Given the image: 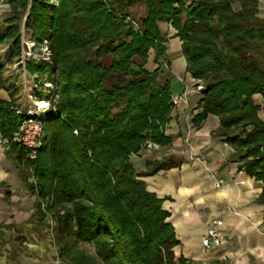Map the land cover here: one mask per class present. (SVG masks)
Masks as SVG:
<instances>
[{"label": "trees", "instance_id": "trees-1", "mask_svg": "<svg viewBox=\"0 0 264 264\" xmlns=\"http://www.w3.org/2000/svg\"><path fill=\"white\" fill-rule=\"evenodd\" d=\"M8 4L11 12L4 21L7 32L0 31V44L17 34L21 14L28 9L24 26L34 41L45 40L49 50L48 61L25 62L28 75L35 73L49 86L46 97L43 88L33 91L36 99L49 103L35 157L15 144L5 150L26 192L34 196V208L48 197L53 204H70L64 225L95 246L106 237L101 240L106 252H100L106 263L201 264L175 257L179 241L167 221L168 212L142 179L171 162H149L137 171L130 161L145 150L147 140L156 145L171 141L165 133L174 106L169 73L160 83V67L145 68L150 49L155 60L166 56L160 22L175 30L185 71L203 84L192 123L217 116L213 134L232 147L238 168L261 182L257 202L264 205V120L253 100L257 93L264 98V0ZM139 4L145 13L134 28L128 14ZM9 43L4 56L13 63L19 54L18 37ZM105 54L111 55L108 65L97 60ZM117 74L127 79L104 85ZM25 114L0 97V136L8 139Z\"/></svg>", "mask_w": 264, "mask_h": 264}, {"label": "crops", "instance_id": "crops-1", "mask_svg": "<svg viewBox=\"0 0 264 264\" xmlns=\"http://www.w3.org/2000/svg\"><path fill=\"white\" fill-rule=\"evenodd\" d=\"M166 25L175 34L172 26ZM183 64L185 70L184 58ZM167 70L169 74L180 70V60L168 61ZM185 76L181 73L179 77L184 88L177 95L182 100L173 106L165 127L170 143L153 144L151 149L131 156L130 161L137 171L145 170L149 162H171L168 168L142 179L146 189L162 199L161 207L168 212L167 221L179 241L173 248L176 258L182 255L201 264H264V205L257 202L262 184L238 168L232 147L213 134L219 124L217 116L207 115L199 125L192 123L199 112V94L186 71ZM253 100L264 120V98L257 93ZM211 175L222 180L218 188ZM0 183L14 194L28 195L1 144ZM212 218H221L225 242L203 249L201 236Z\"/></svg>", "mask_w": 264, "mask_h": 264}, {"label": "rangeland", "instance_id": "rangeland-1", "mask_svg": "<svg viewBox=\"0 0 264 264\" xmlns=\"http://www.w3.org/2000/svg\"><path fill=\"white\" fill-rule=\"evenodd\" d=\"M50 1L55 2V0ZM9 8L8 0L0 1V31L3 32H7L4 21L10 15ZM27 11L28 9L21 14L17 34H12L7 42L0 44L2 65L0 83L3 84L0 97L13 101L21 111L33 109L38 104L36 101H43L45 105L40 103L39 106L44 107L38 110L41 115L47 110L49 103L45 98L36 99L33 91L43 88L42 97H46L48 92L46 88L49 86L43 84V79L36 77L35 73L29 76L25 62L28 60L46 62L49 58V50L45 40L40 43L34 41L31 37L32 32L24 26ZM144 13L145 8L141 4L130 9L128 20L130 19L134 28L139 26ZM260 15L264 16V13L261 12ZM159 28L166 39V56L161 55L155 60V52L150 49L145 68L152 71L158 65L160 72L157 80L161 83L168 76L167 61L180 60V70H173L169 74L171 94L177 95L182 93L184 88L179 78L181 73L186 77L183 56L177 37L166 23L160 22ZM168 30L171 34L167 32ZM14 36L19 40V54L13 57L11 63L5 58L4 53ZM110 57V54H105L97 60L108 65ZM92 60L95 58L92 57ZM48 77L49 75H45L44 78ZM121 79L127 78L120 74L114 75L104 85L109 86ZM187 84L190 86L191 82L187 81ZM46 142H49V137ZM14 193L0 183V264H114L106 263L100 255V252L102 254L106 252V243L101 241L108 240L106 237H101L99 245L95 246L93 242L79 240L73 233V228L64 225L67 210L71 208L70 204H53V199L48 197L39 200V205L34 208L32 206L34 196Z\"/></svg>", "mask_w": 264, "mask_h": 264}, {"label": "built area", "instance_id": "built-area-1", "mask_svg": "<svg viewBox=\"0 0 264 264\" xmlns=\"http://www.w3.org/2000/svg\"><path fill=\"white\" fill-rule=\"evenodd\" d=\"M193 85L197 92H200L203 89V85L199 81H194ZM170 99L174 106L182 100L180 95H171ZM41 102L42 101L39 100L36 101L38 104H36L33 109L30 108L26 111L25 116L21 118L16 129L12 132L8 139L0 136V144L3 146L4 150H7L11 144H15L22 147L23 150L27 152L28 157H35L36 148L39 145V140L43 134V114L40 115L38 111L44 107L39 106ZM152 146L153 144L147 140L144 144V149L149 150ZM211 178L213 179L214 186L218 188L221 185L222 180L215 178L213 175H211ZM221 227V218H212L209 221L205 233L201 236L200 240L203 249H208L212 246H220L225 242L221 232Z\"/></svg>", "mask_w": 264, "mask_h": 264}, {"label": "bare ground", "instance_id": "bare-ground-1", "mask_svg": "<svg viewBox=\"0 0 264 264\" xmlns=\"http://www.w3.org/2000/svg\"><path fill=\"white\" fill-rule=\"evenodd\" d=\"M48 86V85H47ZM41 103H44L43 101Z\"/></svg>", "mask_w": 264, "mask_h": 264}]
</instances>
